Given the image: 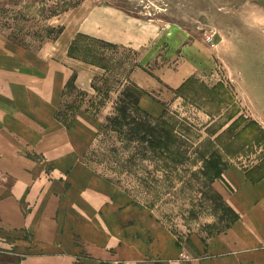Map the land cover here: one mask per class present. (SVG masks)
<instances>
[{"label":"rangeland","instance_id":"rangeland-1","mask_svg":"<svg viewBox=\"0 0 264 264\" xmlns=\"http://www.w3.org/2000/svg\"><path fill=\"white\" fill-rule=\"evenodd\" d=\"M78 1L0 0V38L35 49L58 31L82 35L79 50L107 69L69 88L61 113L99 122L87 165L180 242L206 241L233 221L235 181L264 177V0H83L58 12ZM135 87L141 110L122 117Z\"/></svg>","mask_w":264,"mask_h":264},{"label":"crops","instance_id":"crops-1","mask_svg":"<svg viewBox=\"0 0 264 264\" xmlns=\"http://www.w3.org/2000/svg\"><path fill=\"white\" fill-rule=\"evenodd\" d=\"M2 36L0 264H264V177L235 181L223 231L180 242L87 165L99 122L83 110L62 119L70 73L81 90L102 68L69 54V33L35 49Z\"/></svg>","mask_w":264,"mask_h":264},{"label":"trees","instance_id":"trees-1","mask_svg":"<svg viewBox=\"0 0 264 264\" xmlns=\"http://www.w3.org/2000/svg\"><path fill=\"white\" fill-rule=\"evenodd\" d=\"M82 1V0H81ZM80 2L78 1L77 3H71L69 6H66L64 9L62 10H59L58 12H64L72 7H75L79 4ZM59 35V31L58 32H55V35L54 37H49V39H55L57 36ZM83 38L82 35H80L79 37H77L73 43L71 44L70 46V49H69V54L75 58H78L82 61H85L87 63H91L93 65H96V66H99L103 69H107L106 65L104 64H101L99 62L98 59H101L103 60L102 57H98V51L96 49H88V50H85V51H82L81 49L79 50V42H80V39ZM68 87L69 88H74V78L68 82ZM137 90H133V89H128L127 90V99L126 100H122L124 103H125V106L124 107L125 109H123V107H119V111H120V114L122 113V117H125L126 114H127V111L130 108L133 109V107L139 112L141 110L140 106H139V103H140V99H141V95L143 93V91L137 87H135ZM119 106H122V105H119ZM114 119H112L111 121L117 123V116L116 117H113ZM160 124H165V123H162L160 122Z\"/></svg>","mask_w":264,"mask_h":264}]
</instances>
